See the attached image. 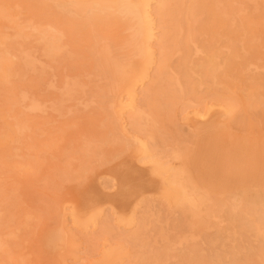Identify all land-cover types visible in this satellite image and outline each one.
Returning <instances> with one entry per match:
<instances>
[{
  "label": "bare ground",
  "instance_id": "1",
  "mask_svg": "<svg viewBox=\"0 0 264 264\" xmlns=\"http://www.w3.org/2000/svg\"><path fill=\"white\" fill-rule=\"evenodd\" d=\"M209 1L210 8L207 0H0V182L46 183L52 171L79 175L108 160L107 146L121 145L160 171L170 213L190 211L191 226H168L163 205L152 212L167 225L165 241L189 238L186 262L264 264L250 257L264 255V191L247 187L213 200L199 182L188 188L190 173L199 175L200 143L157 137L160 118L172 120L177 107L186 113L218 105L232 120L251 116L239 111V95L248 107L264 106L263 88L239 94L224 70L227 62L233 69L237 54L235 16L254 3L264 27V0ZM261 65L245 60L247 68ZM171 157L180 169L164 167ZM67 210L41 217L40 229L48 230L34 241L37 254L75 250ZM27 212L0 200V264H31L26 233L37 219ZM101 254L91 264H115L114 250Z\"/></svg>",
  "mask_w": 264,
  "mask_h": 264
},
{
  "label": "rangeland",
  "instance_id": "2",
  "mask_svg": "<svg viewBox=\"0 0 264 264\" xmlns=\"http://www.w3.org/2000/svg\"><path fill=\"white\" fill-rule=\"evenodd\" d=\"M207 7H211L209 0ZM261 11L262 7L256 8L253 3L249 10L235 16L237 54L233 69H229L227 62L224 70L226 75L233 74L239 94L253 87L264 89V66H245L247 58L252 64L264 63V27L258 19ZM210 20L213 21L211 14ZM220 78L223 79L222 74ZM237 99L239 111L244 115L248 111L250 118L231 120L224 108L220 109L218 105L211 108L190 106L186 113H181L177 107L172 120L163 115L157 123V129L164 130L157 137L165 139L166 143L173 140L181 141L182 146L200 143L199 161H196L199 175L195 178L190 173L188 188L199 182L213 200L235 193L238 196L247 187L252 191H264V135H256L258 131H264V106L248 107L242 95ZM130 113L131 110H127L124 119ZM184 115H188L190 120L183 119ZM192 125L198 127V131L191 130ZM107 147L105 158L112 154L108 160L102 165L93 162L91 169L82 170L86 172L79 175L67 178L52 171L53 176L46 183L0 182V200L8 202L14 213L28 211L36 215L37 224H32L34 218L31 216L30 231L26 233V249L31 264L50 261L59 264L57 258H65L66 264H91L101 258L102 250L116 252L115 264H189L185 261L188 255L184 253L189 238L178 239L171 235L169 242L165 241L161 231L162 228L167 230V225L157 222L152 212L163 205L166 215L163 220L168 222V226L178 221L191 226L190 211L185 210L182 217L176 216L178 213H170L175 207L171 208L167 201H163L165 187L160 171H154L153 164L140 160L133 151H123L125 148L121 145ZM58 161L64 165L65 155L62 154ZM162 161L166 168L178 170L181 167L174 157ZM60 207L68 209L65 225L73 237L75 250L61 254L49 249L37 254L34 241L48 230L47 226L40 229L41 217H56ZM71 211L76 218L70 214ZM55 224L51 222L49 225ZM196 242L201 244L199 240ZM250 257L255 261L264 260L262 254Z\"/></svg>",
  "mask_w": 264,
  "mask_h": 264
}]
</instances>
